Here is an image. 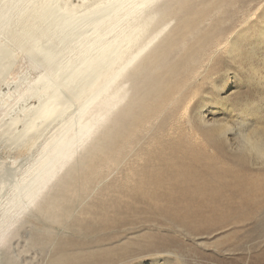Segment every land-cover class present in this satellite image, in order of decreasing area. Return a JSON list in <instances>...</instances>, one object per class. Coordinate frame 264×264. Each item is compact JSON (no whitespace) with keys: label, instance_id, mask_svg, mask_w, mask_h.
<instances>
[{"label":"bare ground","instance_id":"1","mask_svg":"<svg viewBox=\"0 0 264 264\" xmlns=\"http://www.w3.org/2000/svg\"><path fill=\"white\" fill-rule=\"evenodd\" d=\"M15 48L48 82L21 120L0 94V264H176L241 222L264 235V0H0V80ZM232 66L262 94L221 112Z\"/></svg>","mask_w":264,"mask_h":264},{"label":"rangeland","instance_id":"2","mask_svg":"<svg viewBox=\"0 0 264 264\" xmlns=\"http://www.w3.org/2000/svg\"><path fill=\"white\" fill-rule=\"evenodd\" d=\"M75 1L78 0H74V2ZM5 42L7 41H4V43ZM8 44L10 47H12L10 43ZM13 57L12 66H6V68H4L5 71L3 73V77L0 80V94H3L5 97H11L14 93L18 94L16 97L20 102L18 101L16 103L14 109L18 111L17 114L19 115L21 120L26 118V112H21V109L23 107L26 106L28 110H32L29 108L35 109L34 107H37L39 105V101L42 100L43 97L42 94H40V90L44 88L45 84L48 82V76L46 75L44 67H41L42 64L36 62L34 63V61H32L33 58H31V55L24 49L21 50L15 48ZM232 67L233 68H231L230 73L225 76L223 88L221 90L217 89L216 91L217 100H214L215 103L213 104V106L215 110L221 112H226L225 107L230 108L231 106H239L242 98L244 97L246 99L251 98L252 101H255L258 100L257 98H259L260 94H262V88L260 86H249L246 81V74L240 69H236L237 67ZM52 90L53 88H48L47 92L44 93V95L51 94ZM248 91L249 93H247ZM251 93L255 94V96H249L251 95ZM246 94L248 95L246 96ZM48 98L49 100L53 101L52 97L48 96ZM23 101H25V103ZM59 103L60 102H55L54 104L49 106V109L53 110ZM262 103L263 102H261L260 104ZM39 124H44L43 117L38 119L36 125ZM44 133L48 134V130H45ZM26 146H28V144L25 142L22 143L20 148L22 149ZM252 223L253 222L250 221L246 223L241 222L238 226V229L233 232L227 230L215 232L210 235V238L204 239V241L207 242L206 244L196 245L194 242L188 241L191 246L192 244L196 245L193 247L194 249H196L197 253L194 251V255L192 253L191 255L185 256L184 254L186 252H184L183 249H178L179 255H181V257L183 256V258L186 259V262L180 263V261H178L176 264H264V235L257 236L254 223ZM14 243L15 246L13 245L10 251H14L17 246L18 249L16 250V253L18 254V257L15 256L16 254L14 252L13 256L19 259L26 260V257H29V254H24V252L19 248L22 245V240L14 241Z\"/></svg>","mask_w":264,"mask_h":264}]
</instances>
